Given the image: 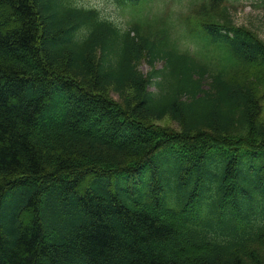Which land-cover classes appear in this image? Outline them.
Listing matches in <instances>:
<instances>
[{
	"label": "trees",
	"instance_id": "1",
	"mask_svg": "<svg viewBox=\"0 0 264 264\" xmlns=\"http://www.w3.org/2000/svg\"><path fill=\"white\" fill-rule=\"evenodd\" d=\"M111 1L0 0V264H264V41Z\"/></svg>",
	"mask_w": 264,
	"mask_h": 264
},
{
	"label": "rangeland",
	"instance_id": "2",
	"mask_svg": "<svg viewBox=\"0 0 264 264\" xmlns=\"http://www.w3.org/2000/svg\"><path fill=\"white\" fill-rule=\"evenodd\" d=\"M150 0H145L143 6H139L134 9H127L126 11H129L130 13L134 14V17L136 19L147 17L148 9L145 7L147 2ZM156 1V0H153ZM79 3L86 7H94L97 8L102 15L110 18L111 20H114L121 28L127 29L129 28L131 24V15L126 14L120 9L119 6H116L114 2L111 0H78ZM174 2L175 4H173ZM159 0L152 4L153 8V14L160 15L164 12H169L170 10L172 12H177L181 14L182 16H185V19L189 15H193V12L191 11L192 5L190 4L189 0ZM198 2V1H197ZM223 3V2H222ZM229 4L232 6H236L231 10L232 15L234 16V20L237 25L247 27L251 30H253L261 39L264 41V0H229ZM226 3L221 4L218 11H220L223 6H225ZM164 13L163 15H165ZM176 15L172 18V22L174 23L175 30L179 33L182 30V26H180L181 18L180 16ZM149 18V17H148ZM154 18H149V20H153ZM170 18H168L169 20ZM193 34V33H192ZM184 48L188 47L190 51L196 50V45L191 43L190 40L184 41ZM228 62H224V65H227ZM163 62H159L157 64V68L162 67ZM228 66V65H227ZM140 71L147 75L151 72L152 67L148 63L147 60H143L139 64ZM238 82L241 83H250L249 80L240 77L237 79ZM258 89V88H257ZM110 94V92H109ZM259 94H264V86L259 87ZM110 98L118 99L116 95L112 97L110 94ZM160 128H166L171 131L179 130L180 128L177 126V124L173 123L170 119H166L164 121L157 122L156 124Z\"/></svg>",
	"mask_w": 264,
	"mask_h": 264
}]
</instances>
